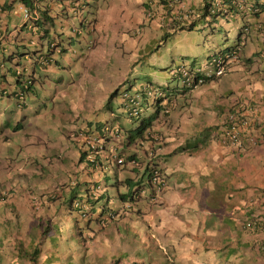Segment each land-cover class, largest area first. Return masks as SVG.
<instances>
[{
    "label": "rangeland",
    "instance_id": "obj_1",
    "mask_svg": "<svg viewBox=\"0 0 264 264\" xmlns=\"http://www.w3.org/2000/svg\"><path fill=\"white\" fill-rule=\"evenodd\" d=\"M171 1L173 8L170 14H161L157 11V6L160 5L158 0L150 3L149 6L141 5L139 0H128L130 6L125 7V14L130 16V20H126L128 23L126 26L134 27L135 31L130 32V37L133 35L137 37H132L129 44L113 45L108 42L109 49L99 57H95L87 66L82 65L80 57L73 56L72 49L75 51L81 49L76 46L77 42L73 35L70 40L71 45L59 56L61 63L52 66L53 69L48 70L50 72L39 67L40 77L26 93V103L28 102V110L31 112L26 116H23L24 110L17 106L18 101L15 98L8 99L5 94H1L3 89L12 88L15 84L14 78L6 75L2 79L0 75V163L7 170L10 169L7 175H12V179L0 183V190L11 187L16 191L15 199H17L13 205L9 202H0V264H18V258L15 260L18 242L21 243L20 251H23V256L26 257L20 260V263L28 264L27 252L44 237L46 238L42 241L38 262L48 261L47 264H109L116 259L115 257L118 259V264H128L132 261L137 264H197L198 255L191 252V247L197 249L198 245L182 243L180 249L176 250L173 244L166 243V199L162 197L164 190L158 191L154 200H150L144 193L139 196V202L129 207L124 206L128 204L127 201L119 198L120 193L130 194L142 179L141 166L140 168L133 165L119 167L112 160L104 161L102 168L89 172L80 167L83 161L80 165L77 164L80 156L79 145L72 150L67 149L71 142L69 133L73 128L84 126L87 121L94 122L107 118L110 111L119 112L113 117L112 122L119 125L122 131L135 127L138 119L130 118L125 112H120L122 91L145 93L146 88L152 85L162 86L168 96L175 100L171 112L167 116L158 114L150 126L159 134L161 131L156 128H162L163 120L168 119L165 126L167 144L165 148L160 149L161 153L158 152L157 156L163 163L166 160H177L184 154L181 143L186 140L184 145L189 142L188 147L191 145L195 148L194 144L206 134L207 127L216 129L213 125L221 118L218 105L221 109L228 108L247 96L245 93L249 89L248 79L252 70L251 65L245 66L250 62L247 59L237 68L227 69L220 76L208 79L186 92H183L179 86V78L173 76L177 67L181 65L188 67L192 63L194 68L204 70V62L208 58L218 55L221 51L226 53L231 45L236 44L239 27L242 23H251L248 18L253 14L246 9L242 16L217 14L211 17L209 15L199 17L195 13L201 12L199 8L201 5L194 4L199 3L200 0H192L191 13L194 16L190 19L194 20V25L189 28L185 26L188 24V19H178L173 16L179 9L178 5L182 3L186 6L189 0ZM106 2L102 4L107 5L110 0ZM19 3L20 0L14 1V6L6 17L11 19L7 20L11 25L21 20L13 13V10H19ZM137 16L141 17L140 21L136 20ZM4 17L5 13H0V18L4 19ZM143 19L145 23H142ZM78 23L79 21L76 25H79ZM83 25H86V22ZM253 29L257 35H260L261 30L257 27L250 26L246 31L251 32ZM69 33L71 35L70 28ZM92 38L88 39L87 43ZM262 44H257V49L264 46L263 40ZM27 46L31 48L30 45ZM22 48L23 46H18L20 52ZM247 51L251 53L248 39L239 52L243 55L247 54ZM14 55V58L18 59L19 54ZM20 55L23 56V53ZM263 56L264 53L259 57ZM257 58L255 60L259 62ZM21 61L23 62L24 59ZM116 88L118 93L109 99ZM142 104L145 105L143 102ZM95 113L98 115L94 116ZM136 140L139 141V136H136ZM122 144L124 146H120L119 150H123L125 155L134 150L133 145H126L124 139ZM29 154L32 155L30 159L35 157L40 162L38 165L28 160L29 170L33 167V171L38 173L37 177L42 170V174L50 178V186L47 187L46 178H39L42 186L40 180L37 181L34 177L32 182L30 180V186L35 191L41 190L39 192L41 203L37 211H34V205L31 208L27 205V211L24 209L25 200L31 203L38 202V198L32 199L29 194L25 199V192L28 190L22 188L25 186V179L21 178L19 173V167L28 159ZM145 158L141 156L137 157V160H143L140 161L143 163ZM54 160H64L57 174L52 171ZM125 178H128V182ZM84 179L98 183L100 196L97 205L107 201L108 205L118 209L120 214L103 228L102 233L107 235L97 237L101 230L99 229L94 232L93 239L84 238L83 244L81 237L89 235L90 231L84 229L82 233H78L74 221L80 216V211L70 210L68 200L73 191L77 195V200L85 199L82 191ZM117 179L121 182L118 186L114 184ZM59 180H63L69 190L64 193L67 198L65 206L59 193L52 191H58L57 188L52 187H57ZM47 192H55L54 194L58 196L47 199L45 195ZM4 193L8 192L4 191ZM198 198V194L193 193L180 202L195 207ZM199 202L203 205V211L210 209L209 201ZM182 216L192 220L196 218L194 213L190 210L186 211L184 206H182ZM177 217L178 214L170 215L169 224L172 234L178 235L182 221ZM43 229H45L44 233H42ZM190 232H193V229H190ZM245 247V243L238 242L236 245L223 247V250H216L212 254L214 258L221 255L224 257L223 260L214 261L213 264L217 262L229 264L228 259L231 255L244 257Z\"/></svg>",
    "mask_w": 264,
    "mask_h": 264
},
{
    "label": "crops",
    "instance_id": "obj_2",
    "mask_svg": "<svg viewBox=\"0 0 264 264\" xmlns=\"http://www.w3.org/2000/svg\"><path fill=\"white\" fill-rule=\"evenodd\" d=\"M14 1L0 0V13H5L4 19L0 18V70L2 71L0 75H2V79L6 75H11L15 81L10 90H2L6 91L5 95L8 99L13 97L10 93L15 91L18 85H21L13 69L16 65L24 67L23 75L30 78L31 89L40 77L39 67L50 72L48 70L53 69L52 66L61 63L59 56L63 53L62 50L46 67L41 66L37 60L39 56L48 54V51L53 53L48 48L50 40H55L62 49L63 47L68 48L74 35L77 42L76 46L81 49L73 56L80 57L82 65L87 66L95 57H99L109 49L108 42L113 45L118 43L129 44L132 37H137V35L130 37V32H134L135 28L126 26L128 24L126 20H130V16L125 14V7L130 6L128 0H110L107 5L102 4L106 0L103 2L101 0H36L33 2V6L38 8L40 16L35 21L24 18L20 2L19 10H13V13L21 20L11 25L7 21L11 19H6V17L13 8ZM147 1L152 3L155 0ZM139 3L145 5L146 0H139ZM201 4L203 2L200 0L194 5ZM192 6L193 2L189 0L186 6L184 4L182 6L181 3L179 9L186 10ZM157 8L161 14H166V5L160 3ZM178 10L174 12V15H179ZM142 13L141 10V15ZM250 17L248 20L252 21V27H264V11L257 16L250 15ZM140 18L137 16L136 20L140 21ZM78 21L79 25H76ZM257 21H260L261 26L258 23L255 24ZM84 22H90V24L83 25ZM142 23H145L144 19ZM129 25L131 24L129 23ZM75 28L77 29L76 33L74 32ZM138 30L140 32V28ZM262 37L264 36L257 35L254 29L249 32L250 51L257 44H262ZM90 38L93 40L91 45L87 43ZM27 44L31 48H28ZM19 45L23 46L21 52L18 49ZM20 53H23V56ZM14 54H19L18 59L14 58ZM249 54L250 52L247 51V54L243 55L248 57ZM21 59L24 61L22 62ZM257 59L259 62L253 61L245 65L248 67L251 65L252 68L248 79L249 89L245 93L247 96L238 101L248 99L251 103L253 101L259 105L256 124L259 137L258 144L251 145L244 142L245 146L242 150L221 144L217 138L219 131L217 124L223 121L229 107L221 109L218 105L221 118L213 125L216 129L207 127L206 134L201 139H197L194 144L195 148H192L191 145L188 147L189 142L184 145L185 140L181 143L184 153L182 156L177 160H166L165 163H161L166 171L168 183L162 194V197L166 199V243L173 244L176 250L180 249L182 243H188L191 246L198 245L197 249L191 247V252L198 255L196 257L197 264H213L214 261L223 260L224 255L214 258L212 254L216 250H223V247L236 245L238 242L245 243V256L231 255L228 259L229 264H264V249L258 247L256 242L258 238L262 237L264 231L254 232L243 225L249 215H259L264 219V56ZM240 63L243 64L240 59L232 62L230 69L237 68ZM70 64L77 65L76 63ZM169 98L171 102L166 116L174 107V98L171 96ZM27 103L23 107V116L31 113ZM97 115L95 113L94 116ZM105 118L99 119V121H103ZM167 120V118L163 120L162 128H156L161 131L159 132L161 140L158 142L160 143L159 152L167 144L165 137ZM86 123L91 124L93 122L87 121ZM78 127L80 126L73 128L72 131ZM75 141L76 139L71 138L70 145L67 146L68 150L75 148L73 146ZM76 143L78 145V142ZM137 155L140 154L137 153ZM31 157L32 155L29 154L28 159L23 161L24 165L19 167L21 178L25 179V186L22 187L25 191L33 190V187L30 186V180L32 181L33 177L35 180L37 179L33 173V168L29 170L27 167L28 160L37 163L38 158L30 159ZM60 168L61 166L54 167L56 174ZM8 170L0 163V183L12 179V175H7ZM193 193L199 196L198 201L194 204L195 207L180 202L187 195ZM27 194L29 192H25V199ZM11 199H13L12 196L8 200L12 201ZM199 201H209L210 209L203 211V205ZM182 206L186 207V211L190 210L194 213L195 220L189 219L187 216L181 217ZM176 214L179 215L177 218L182 221L179 225L178 235L172 234L169 224V216ZM207 215L210 216L206 217ZM190 229H193V232H190ZM216 264L226 263L217 262Z\"/></svg>",
    "mask_w": 264,
    "mask_h": 264
},
{
    "label": "clouds",
    "instance_id": "obj_3",
    "mask_svg": "<svg viewBox=\"0 0 264 264\" xmlns=\"http://www.w3.org/2000/svg\"><path fill=\"white\" fill-rule=\"evenodd\" d=\"M35 1L36 0H34V1L31 0L32 6H27L25 3H23L22 0H20L21 5H22L21 9L23 12V16L26 20H32V21L34 20L35 21L40 16L38 8L33 6V2H35ZM24 8H27L29 11L28 18L25 17V15H24V10H23ZM188 11L189 10L187 9L186 12H188ZM189 13H191V11ZM195 14L197 16L201 17V12L200 13L197 12ZM193 16L194 15L191 13L190 17L186 18V19H188V23L191 20H193V19H190ZM88 24H90V22L86 23V25H88ZM74 32L75 33L77 32L76 28L74 29ZM247 33L244 32L245 37H246ZM245 42H246V38H245V40H241V39L238 40L236 42V44H238L237 46H241V48H242L243 44ZM92 43H93V40H90L89 45H91ZM51 44H54V45L59 47V51L56 50L57 48H55L56 52L57 51L61 52V50H62V52H64V50L66 49L65 47H63V49H62V47L59 46L55 42V40H50L48 42V48H50ZM231 46H233V45H231ZM232 49H234V48L229 47L227 52L231 51ZM235 49L238 50V48H235ZM72 52L74 54H76L77 51L72 49ZM221 52L224 53L223 51H221ZM237 55H238V52H237ZM42 58H44V55L38 57V59H37L38 62H41ZM237 58H238V56L236 57L235 60L230 61L228 63L227 69H230L231 63L236 61ZM189 66H193V64L190 63ZM14 72H15L17 80H19V82H21V85L15 91H12L10 93V95H13V97L18 101L17 106L20 108H23L24 105L26 104V101H27L26 93L28 90H30L31 81H30V78L24 77V75H23L24 67L23 66L16 65L14 67ZM220 75L204 76V81L201 83H204L208 79L215 78V77L220 76ZM173 78H179V77L174 75ZM179 83H180L179 86L182 88L183 92L188 91L189 89H192V88L198 86L199 84H201V83H198L195 86L187 87V86H184L181 84L180 78H179L178 84ZM178 84H176V85H178ZM149 88L151 90H153V89L157 90L158 89L159 91L162 92V95L159 94V95L149 96L147 89H146L147 91L145 93L142 91L140 93V98H138V104H136L137 113H132L130 111V109H128L126 107V103L124 102L123 97H122L123 92H125L123 90L122 94H121V101L119 103L120 107H121L120 112H125V114H127L130 118H133V117L137 118L138 124L140 123V121L143 118H148L151 115H154V118L152 119L151 124H153V121H154L155 117L158 116V114L162 113L163 115H166V113L169 111V107H170L169 105L171 102V101H169L170 98H169L168 94L166 93V90H164V88L162 86L150 85ZM1 92H2L1 94L6 93V91H1ZM116 93H118V89H117ZM130 94L133 95V93H130ZM111 98L109 97V99H111ZM142 102L145 103V105H143ZM258 107H259V105H257L253 101L251 103V101L248 99L236 102L234 105L229 107V109L226 111V114H225L226 116L224 117L223 121L221 123L217 124L218 129L222 126V123L224 122V120L226 119V117L230 111H233L235 109H241V110H245V112L253 119L251 131L257 135V138H259L258 132H257V127H256V124L258 121V118H257ZM149 108H151V109H149ZM148 109H149V111H147ZM117 113H119V112L110 111V115L107 118H105V120H103V121L98 120V121L93 122L91 124L86 123L84 126H80L76 129H74L73 131L71 130L69 133V136H70V138L76 139V141L74 142L75 145H73V146L77 145L76 142H78V145H79L80 156H79V160H78L77 164L80 165V163L83 161V163H82V165H80V167L87 169L89 172L94 171L97 168H102L104 165V161L111 162L112 160H114L119 167H124V166L127 167L130 165H133L134 167H139V168H140V166L142 167V170H143V172L141 174L142 179L137 183V185L134 187V189L131 191V193L130 194L129 193H120L119 194V198L122 201L128 202V204L124 205V206L129 207V206H132V205L136 204L137 202H139V200H140V199H138L139 196L144 195V193H146L148 195L150 200H154L158 191L155 190L154 185L150 181V175H151L152 169H154V168L159 169L161 172V175L163 176V179L165 181L164 187L161 188V190H159V191L165 190L168 183H167L166 171L161 164L162 161L160 160V157L157 156V153L159 152L158 151L159 146H160V143H158V142L161 139L159 137L160 135L155 132V130H154L155 128H153V127L150 128V126H151L150 125L147 129H145L143 134L136 135V136H139V141L136 140V136H134L133 139H131V138L129 139L127 137L128 129H131V128H128V129L122 131V129L119 125L112 122L113 117H116ZM135 127H133V128H135ZM217 138H218V133H217ZM123 139L125 140L126 145L127 144L129 146L133 145L134 150H132L127 155H125L122 152L123 150H119L120 146H124L122 144ZM218 140H219V138H218ZM244 142H247L248 144H251V145H257L258 144V141L256 144H252L246 138H243V148L238 149V150L244 149V146H245ZM223 145H227V144H223ZM231 147H233V146H231ZM233 148H235V147H233ZM155 150H157V152ZM133 151H135V152H133ZM137 153L140 155H137ZM159 153H161V152H159ZM159 153H158V155H159ZM131 155H132V157H130ZM141 156L146 157L143 163L140 162L143 160H139V159L137 160V157H141ZM118 158H120L121 161H118ZM49 161L50 160H48V162ZM37 164L38 165L40 164L39 160H37ZM61 164H64V160H54L53 161L54 167H59ZM43 165H41L40 168H42ZM22 166H23V162H22ZM54 167H52V171L55 173L56 171H55ZM132 169H133V167H132ZM33 173H35V175L37 177L38 173H36V172H33ZM39 175H41V176L37 177V179H36L37 181L40 180L39 178H41V179L46 178L45 174H42V170L39 173ZM46 179H47V181H45V183H46V187H47L50 184L49 183L50 178L48 177ZM115 181L118 182L116 184V186H118L121 183V182H119L120 180H118V179ZM115 181H114V184H115ZM125 181L128 182V178H125ZM40 182H41V180H40ZM40 185L42 186L41 183H40ZM60 187H61V189H60ZM52 188L58 189V191L52 190V189L51 190L59 193V195L61 196L62 202L64 201L63 204L65 206L67 203V198L64 196V193L69 191L68 186H66V183L64 181H57V187H52ZM49 189H50V187H49ZM4 191H7L8 193L5 194ZM40 191L41 190L35 191L34 188H33V190H30V191L28 190L30 198H32V199L38 198L37 203H34V202L31 203L30 201H26L27 202L26 204L29 206V208H31L32 205H34L33 206L34 211H37L36 209L39 207V203H41V197H40V193H39ZM82 191L85 194V199L82 201L77 200V198H76L77 195L73 191L70 194V198L68 200V205H69L70 210L78 209L80 211V216L77 219H75V221H74V227L76 229H78L77 230L78 233H82L84 229H88L90 231L89 235L81 237V242L84 244V242H83L84 238L85 239H88V238L93 239L94 234H95L94 232L99 230V229H101V230H99L100 233H98L97 237L107 235L106 233H102L103 228H105V225L109 224L112 220H114L116 217H118L120 212L118 209H115V208L109 206L107 201L105 203L102 202L101 204L97 205V199L100 195H98L99 185L96 181H93L91 179H84ZM55 192H47L45 194L46 198L52 199V198L58 196L57 194H54ZM78 193L79 192L77 191V194ZM15 194H16V191H14L11 187L4 189V190H0V202H9L13 205V202L16 203ZM131 194H132V198H131ZM11 196L13 198L12 201L8 200ZM95 196H97V197H95ZM27 205H26V207H24L25 210L27 208ZM137 207H138V205H137ZM97 208H98V210H96ZM5 210H6V207H5ZM45 229L49 230V228H45ZM45 229L42 230V233L45 232ZM113 230H111V231H113ZM44 238H46V237H44ZM43 239H42V241H43ZM42 241L39 243L40 246L42 245ZM17 244H18V248L15 251L16 252L15 260H17V258H18V254H20V255L23 254V251H20V249H19V246L21 243L18 242ZM35 245H37V243ZM76 248L80 250V247H78L77 245H76ZM82 250H84V247ZM38 257H40V256H38ZM115 258H117V257H115ZM44 262L47 263L48 261H44Z\"/></svg>",
    "mask_w": 264,
    "mask_h": 264
},
{
    "label": "built area",
    "instance_id": "obj_4",
    "mask_svg": "<svg viewBox=\"0 0 264 264\" xmlns=\"http://www.w3.org/2000/svg\"><path fill=\"white\" fill-rule=\"evenodd\" d=\"M213 3L220 5V0H212ZM183 6V4H182ZM221 6V5H220ZM222 8V6H221ZM225 9V8H223ZM247 9L250 11L249 6ZM24 15L28 18L29 11L27 8H24ZM212 11V9H211ZM179 14V13H178ZM180 18H189V12H185L184 15H178ZM245 31V30H244ZM246 32V31H245ZM52 48H57L59 51V47L51 44ZM240 46H238L239 49ZM237 50V49H236ZM237 57V52L235 49L227 53L220 52L218 55L213 56L212 58L207 59L204 62V70L199 68H194L193 66L187 67V65H181L177 67L175 76L180 78L181 84L187 87L195 86L198 83L204 81V76H212V75H220L225 72L227 69L228 63L230 61L235 60ZM43 59V58H42ZM42 61V60H41ZM148 90V95H162V92L158 89L151 90L149 87L146 88ZM21 97V96H20ZM123 100L126 103V107L130 109L132 113H137L138 98H140V93L135 92L130 94L129 92H123L122 94ZM253 124V119L245 112V110L235 109L230 111L222 123V126L219 128L218 138L222 144H227L233 146L237 149L243 148V138H246L250 143L256 144L258 141L257 135L251 131V126ZM118 161H121L118 158ZM150 181L154 185L156 191L161 190L164 187L165 181L159 169L154 168L151 170ZM243 225L247 229L259 232L264 231V223L263 218L259 215H251L247 216ZM264 238V234L262 235Z\"/></svg>",
    "mask_w": 264,
    "mask_h": 264
},
{
    "label": "trees",
    "instance_id": "obj_5",
    "mask_svg": "<svg viewBox=\"0 0 264 264\" xmlns=\"http://www.w3.org/2000/svg\"><path fill=\"white\" fill-rule=\"evenodd\" d=\"M23 3H25L27 6H32V3H31V0H22ZM159 3H162L164 5H166V13H169L170 10H172L173 8V1L171 0H158ZM203 2V4H201V6L199 7L200 8V11H201V17H206L207 15H209L210 17L212 15H217V14H234L236 16H242L244 15V11L247 9V6H249V9H250V12L251 14H253L254 16H257L259 13H261L262 11H264V0H220V5L218 4H214L212 0H201ZM148 3L150 4V2L148 1ZM147 2L145 3V6H149ZM178 8H180L178 6ZM188 8V7H187ZM225 8V9H223ZM212 9V11H211ZM187 10V9H186ZM186 10H183L182 8L179 9L177 11V13L181 14V17L182 15H184V13L186 12ZM188 12L192 11L191 8H188ZM240 11H243L240 13ZM151 14V13H150ZM170 14V13H169ZM191 14V13H189ZM149 15V14H148ZM175 18H178V19H182L180 18L177 14L174 15ZM255 23H258L260 24L261 26V23L260 21L258 22H255ZM194 25V20H191L186 26H188L189 28H191L192 26ZM257 25V24H256ZM250 26L252 27L251 23H242V25L239 27L238 29V34L236 36L237 38V41L238 40H245L246 37H248L249 35V32L247 33V29H250ZM183 27V26H182ZM261 31H260V34L262 36H264V27H258ZM246 31V37L244 35V32ZM164 35V34H163ZM242 35H244V39L242 37ZM248 38H246V41H247ZM264 39V37H262V40ZM264 41V40H263ZM246 43V42H245ZM238 44H235L233 46H230V47H233L234 49L235 48H238L237 46ZM49 50H52L53 53H51L50 51H48V54L44 55V58L42 59L40 63L41 66L43 67H46L50 62L51 60H53L55 58V55L56 54H59L61 52H55V49L50 47ZM239 50H241V46L239 47L238 50L235 49L236 52H238V58L245 62L246 59L248 61H250L249 63H252L253 61H256V57L260 58L259 56L264 53V47H261L259 49H257V46L255 48H253V50L251 51V53L249 54L248 57H245L244 55H240V52ZM256 51L257 53L256 54H253V52ZM245 59V60H244ZM118 88H116L114 91H112V93L110 94V98L116 93ZM154 118V115H151L149 116L148 118H143L140 123L135 127V128H131V129H128V135L127 137L130 139H133L134 136L136 135H141L143 134V132L145 131V129H147L151 123H152V119ZM132 157V155L130 156ZM118 182L115 181V184H117ZM131 198H132V194H131ZM251 216V215H249ZM257 246L260 247V248H263L264 249V238H258L257 239ZM40 242H37V245H35L33 247L32 250H30L29 252H27V256H28V264H47L45 262H38V256L40 254V251L42 250V247L40 246L39 244ZM24 254V253H23ZM23 254H18V261L17 263L18 264H21L20 263V260L22 259H25L26 257L23 256ZM50 264V263H49ZM109 264H118V259H114L113 261H111ZM128 264H137L136 262L132 261Z\"/></svg>",
    "mask_w": 264,
    "mask_h": 264
}]
</instances>
